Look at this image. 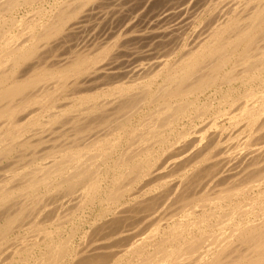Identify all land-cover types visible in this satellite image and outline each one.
Here are the masks:
<instances>
[{
    "label": "bare ground",
    "instance_id": "obj_1",
    "mask_svg": "<svg viewBox=\"0 0 264 264\" xmlns=\"http://www.w3.org/2000/svg\"><path fill=\"white\" fill-rule=\"evenodd\" d=\"M221 1L0 0V264H264V0Z\"/></svg>",
    "mask_w": 264,
    "mask_h": 264
},
{
    "label": "rangeland",
    "instance_id": "obj_2",
    "mask_svg": "<svg viewBox=\"0 0 264 264\" xmlns=\"http://www.w3.org/2000/svg\"><path fill=\"white\" fill-rule=\"evenodd\" d=\"M226 1H227V0H223V2L221 1V2L217 5V7H215V9H216L218 12H217L215 9H213V10H211V11H207L206 13H205V12H202V13L200 14V15H201V16H200V15H198V14H199V13H198L199 11H198V12H197L198 14H195V15H194V16L197 17L198 19L194 17V18L196 19V20H195V19L193 18V20L196 21V22H195V25H193V27H194V26H195V27L197 26L196 29H200L201 26L198 27V25H203V24H202L203 21H204V22L207 21V23H204V22H203L204 25L206 24L205 26L207 27L208 22H210L209 20H210V19L212 20L213 18H215V17L219 14V11H220L221 9H223L222 6H224V8H225V5L228 3L229 0H228L227 2H226ZM210 2L212 3V1H208L207 4H210ZM230 2H231V0H230ZM225 3H226V4H225ZM207 4H205L206 7H207ZM223 4H225V5H223ZM221 5H222V6H221ZM227 5H228V4H227ZM220 6H221V8H219ZM206 7H203V6H202V9H203V8H206ZM218 8H219V9H218ZM202 9H201V10H202ZM214 10H215V11H214ZM216 12H217V13H216ZM215 13H216V14H215ZM204 14H205V15H204ZM208 14H209V15H208ZM213 15H216V16L213 17ZM208 16H211V17H208ZM204 17H205L206 19H205ZM201 19H202V20H201ZM207 19H209V20H207ZM197 20H198V21H197ZM201 21H202V22H201ZM197 23H199V24H197ZM204 25L202 26L203 29L206 28ZM193 27H192V29H193V31H194V28H195V27H194V28H193ZM192 29H191V32H192ZM152 54L155 55V53H152ZM152 54H151V55H152ZM159 54H160V53H159ZM159 54H156V56H158ZM154 55H152L151 57H154ZM149 56H150V55H149ZM151 57H148V55H147L145 58L149 59V58H151ZM228 108L231 109V110L234 109V108H231V107H228ZM96 209H97L96 212H98V211H99L98 209H100V208L97 207ZM100 210H101V209H100Z\"/></svg>",
    "mask_w": 264,
    "mask_h": 264
}]
</instances>
